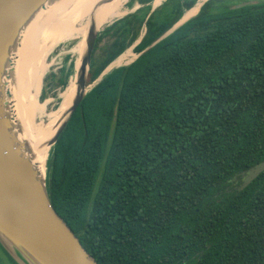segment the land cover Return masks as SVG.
Masks as SVG:
<instances>
[{
    "label": "trees",
    "instance_id": "trees-1",
    "mask_svg": "<svg viewBox=\"0 0 264 264\" xmlns=\"http://www.w3.org/2000/svg\"><path fill=\"white\" fill-rule=\"evenodd\" d=\"M154 1L132 0L142 7L101 33L91 82L198 0L151 13ZM73 68L46 82L66 87ZM262 162L264 0H209L87 94L52 151L48 189L99 264H264V172L239 188ZM0 264H17L1 245Z\"/></svg>",
    "mask_w": 264,
    "mask_h": 264
},
{
    "label": "water",
    "instance_id": "water-1",
    "mask_svg": "<svg viewBox=\"0 0 264 264\" xmlns=\"http://www.w3.org/2000/svg\"><path fill=\"white\" fill-rule=\"evenodd\" d=\"M61 1L0 0V245L17 264H99L54 208L48 189V165L46 172L42 173L34 163L28 144L21 136V127L13 110V62L22 35L37 16ZM208 1L198 0L195 6L201 3L202 9ZM140 7L141 5L135 6L128 14L136 12ZM157 7L153 2L151 13ZM125 16L117 18L116 21ZM183 17L167 33L137 54L131 63L191 19L181 23ZM102 30H105V27ZM100 31L92 32L88 36L85 54L77 70L80 93L54 137L52 151L87 94L105 76L119 68L107 71L122 54L96 81L88 84L92 56ZM142 39L143 37L135 44L138 45ZM263 172L264 162L244 172L240 177L239 188H245Z\"/></svg>",
    "mask_w": 264,
    "mask_h": 264
},
{
    "label": "bare ground",
    "instance_id": "bare-ground-1",
    "mask_svg": "<svg viewBox=\"0 0 264 264\" xmlns=\"http://www.w3.org/2000/svg\"><path fill=\"white\" fill-rule=\"evenodd\" d=\"M129 1L62 0L42 12L25 29L13 62V110L21 127V136L27 142L33 161L42 173L47 170L54 137L80 93L77 70L85 54L88 36L130 13L132 8L128 7ZM160 1L155 0L154 5ZM200 9L201 3L186 11L181 23L196 16ZM73 39L78 40L72 49L77 56L75 72L61 94L58 109L48 112V101L42 102L40 98L44 78L53 64L49 56L57 45ZM131 49L114 61L107 71L131 63L137 57Z\"/></svg>",
    "mask_w": 264,
    "mask_h": 264
},
{
    "label": "rangeland",
    "instance_id": "rangeland-1",
    "mask_svg": "<svg viewBox=\"0 0 264 264\" xmlns=\"http://www.w3.org/2000/svg\"><path fill=\"white\" fill-rule=\"evenodd\" d=\"M163 2H164V0H161L159 2L160 4L158 3V5H155V6L160 7ZM249 2H257V0H249ZM130 3H132V0L129 1V4ZM136 5H137V2L132 3V5H130L128 7L134 8ZM198 14L196 16H198ZM196 16H194V17H196ZM194 17H192V18H194ZM115 22H116V20H115ZM106 28L107 27H105V29ZM103 32H104V30L101 29L99 37H100L101 33H103ZM144 35H145V29L141 32V36L139 37V39L144 37ZM109 41H110V37H106V38L104 37L102 42L100 43V47H104ZM77 42H78L77 39L62 42L55 47V49L53 50V52L49 56V59L51 61L53 60V64L50 67L49 71L47 72V74L44 78L43 86H42V92H41V98H40L42 100V102L48 101V104H47V111L48 112H53V111L58 109V107L60 106V103H61V94L65 90L66 87L63 88V87L56 86L57 87L56 88L54 86H51L49 82H46L48 80L47 78H49V76L53 73H55L56 75H61V70L64 67H66V68L69 67L71 63L75 64L77 56L73 53L72 49L77 44ZM135 43H134V45L130 46L126 51H128L132 48L131 50L137 55V53L134 50L135 47L137 46ZM98 53H100L99 49H98ZM73 72H74V68H73L72 74H73ZM69 79H70V77H69ZM69 79H68L67 85L69 83ZM88 84H92L90 76H88ZM42 96H43V98H42Z\"/></svg>",
    "mask_w": 264,
    "mask_h": 264
}]
</instances>
